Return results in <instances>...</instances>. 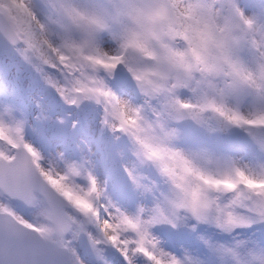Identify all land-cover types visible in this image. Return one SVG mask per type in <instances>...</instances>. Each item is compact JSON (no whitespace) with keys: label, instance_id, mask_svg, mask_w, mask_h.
<instances>
[{"label":"snow or ice","instance_id":"1","mask_svg":"<svg viewBox=\"0 0 264 264\" xmlns=\"http://www.w3.org/2000/svg\"><path fill=\"white\" fill-rule=\"evenodd\" d=\"M0 264H264V0H0Z\"/></svg>","mask_w":264,"mask_h":264},{"label":"rangeland","instance_id":"2","mask_svg":"<svg viewBox=\"0 0 264 264\" xmlns=\"http://www.w3.org/2000/svg\"><path fill=\"white\" fill-rule=\"evenodd\" d=\"M49 94L45 93V96L47 97ZM54 95V94H53ZM47 102V101H45ZM71 112L73 113V115L71 117H68L67 114ZM54 115L60 116V117H64L67 119V124L66 125H56V127L58 129H63V131L69 135L70 137L75 138L76 140H79V138L81 136L84 135V125L81 124V126L79 128H77V130L75 132L71 131V122L72 120L77 118L76 115V110L73 108H67L66 106H64L61 102L58 101L57 99V106H56V110L54 112ZM8 117L5 116V119H7ZM25 138L30 141L31 143H33V145L35 147H37L42 153H44L46 156L48 154V150H49V145L46 141L42 140L40 137H38L37 135H35L32 130L28 127L25 128ZM84 138L86 140H88V142L92 145V147L95 149L96 147V143H95V139L94 137L88 135V136H84ZM15 211H17V213L24 215V217L26 219H32V216L30 215V212L27 208H23L21 206L16 205L15 206Z\"/></svg>","mask_w":264,"mask_h":264}]
</instances>
